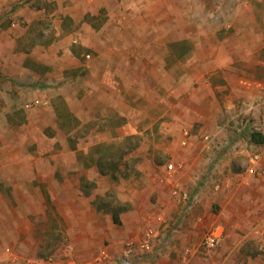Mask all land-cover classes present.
<instances>
[{
  "label": "crops",
  "instance_id": "1",
  "mask_svg": "<svg viewBox=\"0 0 264 264\" xmlns=\"http://www.w3.org/2000/svg\"><path fill=\"white\" fill-rule=\"evenodd\" d=\"M21 1L0 0L1 16L4 14V5L18 4ZM112 2L82 0V17L88 14L92 6H105L110 11L109 22L103 27V35L96 42L84 39L82 47L75 46L73 49L60 43L64 50L61 56L51 55L46 47L38 49L39 46H35L31 50L21 47L18 38L26 34L29 25L21 28L19 33L14 34L16 37L12 38L9 35L12 29H5L0 23V264L2 261L12 264L8 261L7 249L14 253L18 250L21 254L26 251L25 244L31 245L25 236V228L30 222L27 214L32 211L42 212L47 208L43 204L41 187L32 188L27 182L29 179L37 180L40 174L32 171L35 170L36 162L27 159L24 142L10 140L5 135L10 125L11 108L16 105L15 110L20 114V110L36 111L41 106H48V99L42 97L41 91L46 90L48 84L53 83L60 75L63 76L65 71L78 68L88 72L86 77L82 76L86 90L83 105L89 109L97 104L98 108L113 106L119 110L118 115L124 118V124L115 129L120 139L137 136L145 128V122L154 119L153 122H148L151 123V130L157 127L165 136L172 137L170 142L165 143L170 154L169 161L179 158L186 160V169L181 179L198 198L181 230L173 237V241L177 239L181 243L178 254L184 246L198 247L202 232L209 231L212 227L227 230L224 243L207 255L199 253L191 264H224V260L237 255L250 238L264 242L263 238L253 234L254 226L264 221V176H257L250 167L236 176L229 174L230 164L235 160L246 161L244 156H249V150L243 147L239 152L229 153L222 158L218 171L222 178L233 180V184L227 190L217 193L206 182L208 159L201 144L193 140L189 145H183L185 129L193 131L195 128L200 134L213 132L219 123L233 116L237 106L264 98V0H246L245 7L240 12L229 16L233 32H227L224 41L217 39L212 43L208 40L209 43L197 49L189 60L179 59L176 66H172L178 68L174 76L165 69L171 65L170 52L184 50L186 33L174 37L168 31L162 32L159 34L160 44L155 45L154 32L142 30L137 34L143 35L145 41L118 45L116 38L120 37L121 25L126 16L124 12L116 13L112 10ZM67 16L75 20L81 18L77 12L69 11ZM169 18L168 16L166 19ZM74 42H78V39L75 38ZM171 42L178 44L172 45ZM190 51L194 52L195 49ZM132 52L143 56L131 58ZM159 52L162 53L160 59L155 54ZM163 53H166L165 57ZM95 67L101 70L99 76L94 74ZM159 68L162 70L158 71ZM43 78L46 79L42 81ZM154 78L159 83H153ZM143 83L147 94L145 99L157 100L146 104L144 108L136 102V95ZM69 108L74 117L75 110L72 105ZM104 159L108 160L107 157ZM101 162L93 158L88 164L100 169ZM152 166V158H146L137 165L133 174L134 184L127 188L128 192L122 194L130 211L120 213L121 225L114 222L113 214L104 215L102 209L93 203V199L91 202V199L84 197L80 189L68 186L49 190L51 197L65 198V219L77 235L76 243L80 245L84 258L89 256L88 252L97 248L119 254L125 238H140L148 221L154 223L157 229H168L180 217L181 209L171 196L172 184L166 177L167 181L161 183V178L166 174H157ZM90 171L92 169L86 170L87 177ZM95 177L98 180L102 178L101 174ZM151 196L157 197V204L152 205ZM212 206L219 211L213 213ZM57 208L60 213L63 211L62 208ZM104 240L108 241L107 245L103 244ZM13 242L20 246L12 249L9 245ZM171 251L169 247L158 258L142 263L181 264L173 261ZM226 253L228 255L225 259L222 258ZM84 258L81 257V260H86ZM67 261L65 264L91 262Z\"/></svg>",
  "mask_w": 264,
  "mask_h": 264
},
{
  "label": "rangeland",
  "instance_id": "2",
  "mask_svg": "<svg viewBox=\"0 0 264 264\" xmlns=\"http://www.w3.org/2000/svg\"><path fill=\"white\" fill-rule=\"evenodd\" d=\"M112 1L110 8L116 13L124 12L126 16L121 25L120 37L116 38L118 45L145 41L143 35L137 34L142 30L154 32L156 36L153 37V43L155 45L160 44L161 36L159 34L162 32L168 31L174 37L182 35L183 32L186 33L187 40L183 44L184 50L171 51L170 68L165 69L171 76H174L178 68L172 66H176L175 63L179 59L189 60L193 54H196L197 49L209 43L208 40H211L212 43L217 39L224 41L227 32H233L229 16H232L234 12H240L243 6L245 7L246 0ZM73 8L76 9L73 10ZM82 8V0H22L18 4L4 5L3 16L0 13V23L5 29H12L9 31L12 38L16 37L14 34L19 33L21 28L29 25L26 34L18 38L21 47L30 50L35 46H39L38 49L46 47L51 55L61 56L64 50L60 43H65L67 47L73 49L75 46L82 47L84 39L88 40L89 38L96 42L97 38L103 35V27L109 22L110 11L105 6L102 8L92 6V9L84 17H82ZM69 11L79 13L81 18L75 20L67 16ZM168 16L169 20L166 19ZM194 33H198V35L195 36ZM130 34L132 35L130 36ZM75 38L78 39L76 43L74 42ZM175 43L178 44L171 42L172 45ZM179 43L182 45V42ZM190 49H195V51L192 52ZM132 53L130 54L131 58L139 55V53L136 55L135 52ZM155 54L159 59L162 56L161 52ZM163 55L165 57L166 53ZM142 56L139 55V57ZM83 70L78 68L74 71H65L63 76L60 75L53 83L48 84L46 90L41 91L42 97L48 99V106H41L36 111L34 109L20 110V114L15 110L16 105L11 108L9 120L11 126L9 125L5 135L10 140L25 143L27 159L36 162L35 170L32 169V171L40 173L37 180L29 179L27 182L32 188L41 187L44 194L43 204L47 206L42 212L34 213L32 211L27 214L30 222L25 228V236L31 245L25 244L26 251L23 254L17 249L15 251L24 256L35 258L55 256L58 263L62 264L68 262L67 260L75 261V263L90 260V264H95V259L100 253L97 248L88 252L89 256L84 258L80 245L76 243L77 235L65 219V198L63 196L51 197L49 194L51 188L59 189L70 186V188L80 189L83 191L84 197L91 199V202L93 199V203L102 209L104 215H112L114 212L130 211L122 194L128 192L127 188L134 184L133 174L137 170V165L139 166L146 158L153 159L152 170H155L154 172L166 174L164 165L169 161L170 154L166 150L165 143L170 142L172 137L165 136L157 127L151 130L152 128L149 127L151 123L148 124V122H153L154 119H148L145 122V128L143 127L137 136L120 139L115 129L120 124H124V118L118 115L119 110L113 106L102 107V109L98 108L96 104L89 109L83 105L86 90L85 84L82 83V76L88 75L87 70ZM141 70L145 71V69ZM157 70L161 71L162 68ZM99 72H101L100 68L95 67L94 74L99 76ZM42 75L44 76V74ZM44 79L46 78H43L42 81ZM153 83L157 84L159 81L154 78ZM141 87L142 89L139 88L136 95V102L139 106L144 108L146 104L157 101L145 99L147 98L145 84L143 83ZM126 100L129 101V99ZM69 105L70 107L72 105L75 110L74 117L71 116ZM192 132L201 135L195 128ZM103 142L108 144H101ZM197 142L199 143L198 140ZM244 149L249 148L245 147ZM99 156H101L100 159ZM103 157H107L108 160ZM93 158L102 161L100 169L95 165L88 164L89 160L92 161ZM244 158L246 161L236 162L235 160L230 164V176H236L242 170L250 167L249 157L246 155ZM87 169H92L88 177ZM98 174H101L100 180L95 177ZM160 181L163 183L167 180L163 176ZM150 202L152 205L157 204V197L151 196ZM57 207L62 208V214ZM218 211V208L212 206L213 213ZM207 231L202 232L201 239ZM223 231L226 234L227 230ZM104 243L107 245L108 241L104 240ZM18 246L20 245L14 242L9 245L12 249ZM66 246L72 248V253L69 256L64 252ZM169 247L172 249L170 257L179 263L180 241L177 239L172 241L167 249ZM120 253L115 255L112 252L115 257ZM227 255L226 253L222 258L225 259ZM81 257L86 260H81ZM225 262L228 264H264V242L257 238H250L237 255L224 260ZM1 264H6V262L2 261Z\"/></svg>",
  "mask_w": 264,
  "mask_h": 264
},
{
  "label": "built area",
  "instance_id": "3",
  "mask_svg": "<svg viewBox=\"0 0 264 264\" xmlns=\"http://www.w3.org/2000/svg\"><path fill=\"white\" fill-rule=\"evenodd\" d=\"M255 133L264 136V98L240 104L235 109L233 116L219 123L213 132L197 135L191 129H185L183 145L187 146L193 140L199 141L208 159L206 182L212 186L214 192L220 193L230 188L233 182L228 178H222L218 171L219 163L224 156L239 152L243 147L249 148L250 168L257 176H264V141L255 142L252 138ZM186 163L184 158H179L164 165L165 177L172 184L171 196L181 209L180 217L171 226H168V229H157L154 223L148 221L140 238L129 237L124 241L120 255L115 257L109 250H102L95 259V264H137L154 260L166 252L174 235L181 230L185 218L195 208L198 198L181 179V175L186 169ZM253 234L264 239V221L254 226ZM224 241L223 230L211 229L203 235L198 247H183L178 254L179 262L191 264L199 253L207 255L216 251ZM7 252L9 262L12 264L19 262L23 264H58L55 256L32 258L14 253L11 249H7ZM64 252L69 256L72 253V248L66 246Z\"/></svg>",
  "mask_w": 264,
  "mask_h": 264
},
{
  "label": "trees",
  "instance_id": "4",
  "mask_svg": "<svg viewBox=\"0 0 264 264\" xmlns=\"http://www.w3.org/2000/svg\"><path fill=\"white\" fill-rule=\"evenodd\" d=\"M252 138L255 142H263L264 141V136L260 133L253 134ZM113 219H114V222L116 224L120 225L121 224L120 212H114L113 213ZM58 264H62V263H58Z\"/></svg>",
  "mask_w": 264,
  "mask_h": 264
}]
</instances>
